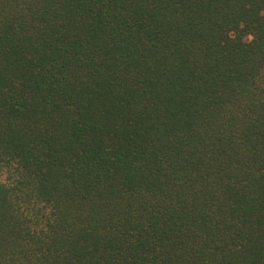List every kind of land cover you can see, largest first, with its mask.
Returning a JSON list of instances; mask_svg holds the SVG:
<instances>
[{
    "label": "trees",
    "instance_id": "obj_1",
    "mask_svg": "<svg viewBox=\"0 0 264 264\" xmlns=\"http://www.w3.org/2000/svg\"><path fill=\"white\" fill-rule=\"evenodd\" d=\"M0 264H264V0H0Z\"/></svg>",
    "mask_w": 264,
    "mask_h": 264
}]
</instances>
